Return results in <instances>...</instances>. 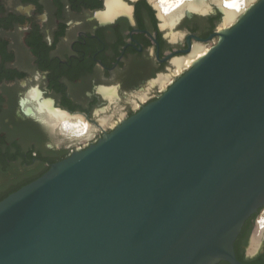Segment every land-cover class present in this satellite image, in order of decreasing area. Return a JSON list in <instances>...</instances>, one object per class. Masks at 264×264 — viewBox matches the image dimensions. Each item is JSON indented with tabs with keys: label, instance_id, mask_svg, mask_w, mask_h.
<instances>
[{
	"label": "water",
	"instance_id": "water-1",
	"mask_svg": "<svg viewBox=\"0 0 264 264\" xmlns=\"http://www.w3.org/2000/svg\"><path fill=\"white\" fill-rule=\"evenodd\" d=\"M156 101L0 200V264H215L264 206V0Z\"/></svg>",
	"mask_w": 264,
	"mask_h": 264
},
{
	"label": "flooded vegetation",
	"instance_id": "flooded-vegetation-1",
	"mask_svg": "<svg viewBox=\"0 0 264 264\" xmlns=\"http://www.w3.org/2000/svg\"><path fill=\"white\" fill-rule=\"evenodd\" d=\"M112 1L0 0V200L158 100L239 17L212 2L167 24L154 0L108 15ZM263 208L235 240L240 264H264Z\"/></svg>",
	"mask_w": 264,
	"mask_h": 264
},
{
	"label": "bare ground",
	"instance_id": "bare-ground-1",
	"mask_svg": "<svg viewBox=\"0 0 264 264\" xmlns=\"http://www.w3.org/2000/svg\"><path fill=\"white\" fill-rule=\"evenodd\" d=\"M165 1H167V0H165ZM251 1L252 0H236V1L177 0V1H173V3H171V4L168 3L169 5L166 4L168 1L165 2V4H163V2H162L161 5H160V3H161L160 2L157 6H159L160 14L165 19V22L167 24H173V23H175V21L178 20V18H180L183 15V13L186 10L206 12L209 9H211V5H212L211 3L215 2L222 8V10H224V13H225L224 21H225V23H229L232 20L234 21L235 17L242 11V9H244L246 4L250 3ZM224 2L226 3V5H224ZM123 7L124 6L117 0L109 2L106 14L111 15V14H114L116 12H119L123 9ZM204 47L202 48V47L198 46L195 48L194 52H192V53H194V55L192 54L194 59H196L198 56H200L202 53H204L206 51V49ZM186 62H189V61H186ZM44 117H45V115H44ZM263 230H264V228H263ZM261 232H262V230H261Z\"/></svg>",
	"mask_w": 264,
	"mask_h": 264
},
{
	"label": "rangeland",
	"instance_id": "rangeland-1",
	"mask_svg": "<svg viewBox=\"0 0 264 264\" xmlns=\"http://www.w3.org/2000/svg\"><path fill=\"white\" fill-rule=\"evenodd\" d=\"M164 1H165V0H154V2H155L156 5H158L160 2H161L160 5L162 4V2H163V4H165V2H167V1H168V2H167L166 4H168V3L171 4V3H173V1H177V0H167V1H165V2H164ZM169 1H170V2H169ZM224 1H236V0H224ZM224 3H225V2H224ZM169 4H168V5H169ZM227 26H228V25H227ZM211 45H212V44H211ZM211 45L207 46L205 49L209 48ZM259 214H260V215H259L260 218H261L262 220H264V208L262 209V211H261Z\"/></svg>",
	"mask_w": 264,
	"mask_h": 264
}]
</instances>
